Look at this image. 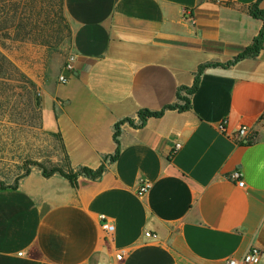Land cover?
<instances>
[{"label": "crops", "instance_id": "obj_1", "mask_svg": "<svg viewBox=\"0 0 264 264\" xmlns=\"http://www.w3.org/2000/svg\"><path fill=\"white\" fill-rule=\"evenodd\" d=\"M255 3L264 11V0H63L72 73L44 52L17 65L39 89L41 129L62 160L104 171L74 187L32 167L0 189V264H224L252 247L264 264V41L231 63L262 28ZM205 65L187 110L140 126L141 110L175 103ZM241 126L249 143L236 140Z\"/></svg>", "mask_w": 264, "mask_h": 264}, {"label": "rangeland", "instance_id": "obj_2", "mask_svg": "<svg viewBox=\"0 0 264 264\" xmlns=\"http://www.w3.org/2000/svg\"><path fill=\"white\" fill-rule=\"evenodd\" d=\"M21 2L25 4L17 13L29 19V40L0 39V53L11 64L0 74V182L4 185L30 171L35 167L32 163L49 169L63 162L58 139L41 129L40 106L34 105L39 89L17 62H27L33 52L65 61L71 54L69 29L62 21L59 0Z\"/></svg>", "mask_w": 264, "mask_h": 264}, {"label": "trees", "instance_id": "obj_3", "mask_svg": "<svg viewBox=\"0 0 264 264\" xmlns=\"http://www.w3.org/2000/svg\"><path fill=\"white\" fill-rule=\"evenodd\" d=\"M261 1V0H258ZM24 2H21V0H0V39H10L12 41L19 40V41H28V37L31 35V30H28L29 25V19L25 18L21 15V13H17L18 9L20 7L24 6ZM63 0H59V10L62 13L63 8ZM249 14L253 18L259 19L262 21V28L258 35L253 39L251 45L246 48L244 52H242L238 57L234 58L231 63L238 62L241 59L244 58H252L257 55V53L262 49V44L264 41V11H261L257 7V3L253 4L249 9ZM62 21L65 23V26H69L67 24V21L65 17H62ZM69 37L71 39V33L70 29L68 30ZM45 43V42H44ZM0 45L3 46V44L0 43ZM10 62L8 59L0 53V74L5 73L7 71L6 66H10ZM207 67V65L202 66L198 69L194 84L190 87H180L176 93V102L170 105H167L163 107L159 111H149V110H141L138 113V118L140 121V126L144 124L146 119L148 118H158L162 116L165 110H178V111H185L189 108V96L194 92L196 86L198 77L201 74L202 70ZM34 105L37 107L40 106L39 99H37L34 103ZM129 121V120H126ZM121 122L116 124L114 126V133H113V140L115 143V151L114 155L111 156L109 159L114 160L119 152V126ZM56 137V136H55ZM250 142V141H249ZM247 142V143H249ZM32 166L37 167L40 171L42 176L44 177H50L54 174L59 175L60 177L66 179L72 186L76 187L78 185L77 178L85 177L90 180H96L98 179L102 172L104 171V166L101 165L96 170H91L86 167H79L76 170H73L70 168L67 161H63L60 165L55 164L51 168L47 169L45 166H43L40 163H32ZM29 173L27 170L24 175L18 177L15 179V182L12 185H4L0 182V189H6V188H15L17 185V182L22 177L26 176Z\"/></svg>", "mask_w": 264, "mask_h": 264}, {"label": "built area", "instance_id": "obj_4", "mask_svg": "<svg viewBox=\"0 0 264 264\" xmlns=\"http://www.w3.org/2000/svg\"><path fill=\"white\" fill-rule=\"evenodd\" d=\"M74 61H75L74 55L69 54L64 63V70H66L69 73H72ZM58 82H60L61 84L66 83L67 77H65L62 74L59 75ZM219 128L222 129V126H220ZM236 140H238L239 142L243 141L244 143L251 141L249 129L245 126H241L237 131ZM229 179L235 181L238 187L240 188L244 187V182L241 179L240 174L238 172L236 171L232 172L229 176ZM149 187H150L149 182L147 181L140 182V184L137 187V196L143 197L147 193ZM98 220L100 223V228L104 233V237L106 239H111L115 230L114 224L111 221H109L108 218L103 214H100L98 216ZM145 235L151 236L149 232H146ZM125 255H126L125 250H119L115 256V259L119 261ZM261 255H262V251L260 249L256 247H252L241 258L237 259V258L229 257L225 260L224 264H257L260 260Z\"/></svg>", "mask_w": 264, "mask_h": 264}]
</instances>
